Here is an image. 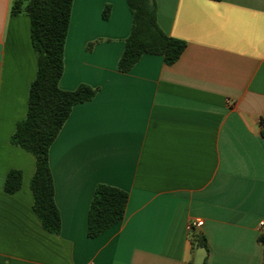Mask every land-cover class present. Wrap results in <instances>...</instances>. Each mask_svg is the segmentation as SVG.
<instances>
[{
  "label": "crops",
  "instance_id": "obj_1",
  "mask_svg": "<svg viewBox=\"0 0 264 264\" xmlns=\"http://www.w3.org/2000/svg\"><path fill=\"white\" fill-rule=\"evenodd\" d=\"M10 2L0 0V264H264V0H155L158 26L185 48L124 73L126 0L72 1L58 86L96 94L49 148L57 234L32 208L34 157L10 143L36 71L29 18L9 16ZM10 170L22 179L6 193ZM97 184L128 199L119 222L88 238ZM194 219L203 224L189 230Z\"/></svg>",
  "mask_w": 264,
  "mask_h": 264
},
{
  "label": "trees",
  "instance_id": "obj_2",
  "mask_svg": "<svg viewBox=\"0 0 264 264\" xmlns=\"http://www.w3.org/2000/svg\"><path fill=\"white\" fill-rule=\"evenodd\" d=\"M73 0H11L9 16L24 14L29 18V32L36 57L35 76L28 87L25 117L15 124L10 143L34 157L30 179L32 208L43 229L57 234L60 216L54 202V187L48 163L49 148L67 120L72 107L91 100L96 89L79 84L74 90L59 88L63 72V50ZM218 1V0H214ZM131 26L117 62L119 72H128L144 54L162 57L164 64L174 63L186 43L166 35L158 26L155 0H126ZM110 6L105 5L102 18L107 19ZM259 133L264 138V117L259 119ZM22 173L7 172L3 189L13 193L20 187ZM128 194L118 188L97 184L90 200L86 235L94 238L124 215ZM264 247V233L258 236ZM191 244L206 249L203 236L192 235Z\"/></svg>",
  "mask_w": 264,
  "mask_h": 264
},
{
  "label": "built area",
  "instance_id": "obj_3",
  "mask_svg": "<svg viewBox=\"0 0 264 264\" xmlns=\"http://www.w3.org/2000/svg\"><path fill=\"white\" fill-rule=\"evenodd\" d=\"M202 224H203L202 220H200V219H194V220H192V221L189 222L188 229L191 230V229H194V228H199V227L202 226ZM263 224L264 223L261 222L260 223V226H262Z\"/></svg>",
  "mask_w": 264,
  "mask_h": 264
}]
</instances>
